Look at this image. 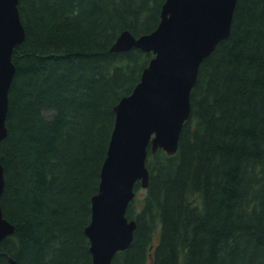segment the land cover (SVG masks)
<instances>
[{
    "label": "trees",
    "instance_id": "trees-1",
    "mask_svg": "<svg viewBox=\"0 0 264 264\" xmlns=\"http://www.w3.org/2000/svg\"><path fill=\"white\" fill-rule=\"evenodd\" d=\"M165 0H19L0 264H92L85 233L114 106L154 56L111 46L154 30ZM137 226L112 264H264V0H237L231 32L200 64L178 150L148 148ZM141 184L136 182L138 193Z\"/></svg>",
    "mask_w": 264,
    "mask_h": 264
},
{
    "label": "water",
    "instance_id": "water-1",
    "mask_svg": "<svg viewBox=\"0 0 264 264\" xmlns=\"http://www.w3.org/2000/svg\"><path fill=\"white\" fill-rule=\"evenodd\" d=\"M237 0H165L157 27L147 33L123 30L111 50L132 47L152 51L133 90L114 106L116 119L100 174L98 192L92 196V215L85 233L90 240L92 264H112L115 254L134 238L137 222L127 216L136 195L137 181L149 184L148 148L173 154L191 113V91L201 62L228 37ZM19 0H0V142L6 137L9 88L16 66L14 47L26 30ZM5 187L0 161V200ZM14 224L3 215L0 201V242L13 233ZM1 255V252H0ZM11 264H16L15 260Z\"/></svg>",
    "mask_w": 264,
    "mask_h": 264
},
{
    "label": "rangeland",
    "instance_id": "rangeland-1",
    "mask_svg": "<svg viewBox=\"0 0 264 264\" xmlns=\"http://www.w3.org/2000/svg\"><path fill=\"white\" fill-rule=\"evenodd\" d=\"M144 192H145V188L140 187V189L138 190V193H136V195H137V196H142V195L144 194ZM136 195H135V196H136Z\"/></svg>",
    "mask_w": 264,
    "mask_h": 264
}]
</instances>
